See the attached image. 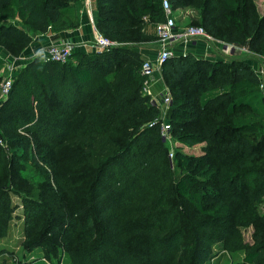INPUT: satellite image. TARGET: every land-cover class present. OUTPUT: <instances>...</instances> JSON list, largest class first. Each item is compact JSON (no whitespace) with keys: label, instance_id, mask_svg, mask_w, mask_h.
<instances>
[{"label":"trees","instance_id":"16d2710c","mask_svg":"<svg viewBox=\"0 0 264 264\" xmlns=\"http://www.w3.org/2000/svg\"><path fill=\"white\" fill-rule=\"evenodd\" d=\"M92 1L97 31L118 44L101 51L76 50L66 63L34 57L14 75L8 95L0 96V139L5 142L0 144V211L17 196L28 215L20 244L44 255L59 248L70 264H161L154 256L161 252L164 235L178 241L194 225L195 245L177 250L186 252L179 259L199 264L200 232L225 229L221 220L229 205L222 195L241 194L247 200L242 214L235 213L238 218L252 214L255 202H264L260 78L250 63L237 58L210 60L188 52L164 62L161 74L172 94L164 120L175 142L174 156L183 162L175 179L159 125L153 124L158 107L142 91L143 58L137 50L157 40L162 0ZM168 1L173 9H198L194 23L224 46H247L264 58V13L259 14L254 0ZM83 4L0 0V47L19 56L33 35L77 28ZM1 65L5 61L0 58ZM205 80L211 86L193 99ZM67 113L72 118L62 125L52 118ZM40 134L52 150L39 148ZM59 134L62 140L53 141ZM63 142L71 154L64 149L51 153ZM197 146L200 152L189 154ZM128 156L132 165L107 180V169ZM26 160L48 180L21 178ZM185 202L206 218L201 227L188 224ZM54 229L61 237L57 245L51 241ZM254 241L244 259L249 264L264 249V232L254 234Z\"/></svg>","mask_w":264,"mask_h":264},{"label":"rangeland","instance_id":"374dc122","mask_svg":"<svg viewBox=\"0 0 264 264\" xmlns=\"http://www.w3.org/2000/svg\"><path fill=\"white\" fill-rule=\"evenodd\" d=\"M259 14L264 13V0H254ZM198 9L194 7L190 8H181V9H173L171 8V15L175 17L176 23L178 26H186V25H200L198 23H194L196 16H198ZM9 23V21H8ZM156 41H151L150 43H147V47L149 49H155ZM244 51H236L234 53L235 58L247 61H257L258 63L262 64L264 63L263 56L258 53L250 50L247 46H244ZM179 52L178 49H175V52ZM238 52V53H237ZM177 55V53L175 54ZM0 76L3 80V78L6 76L3 66H0ZM264 77V76H263ZM153 84L150 88L151 95L149 96V102L151 104H154L158 107L159 115L163 113V110L165 109V105L163 103L164 98L166 97L165 94H167L170 99L172 100V94L169 86L165 82L161 71H158L154 77H153ZM0 80V82L2 81ZM156 84V87L153 89V86ZM211 86V84L207 83L206 80L201 85H197L196 88L199 89L200 92L198 93V96H194L193 99H196L200 96V93H203V90L208 89ZM187 88L189 89V93H193L195 89L194 82H191L188 84ZM207 91V90H206ZM1 96V95H0ZM1 98H3L1 96ZM169 111V108L166 112ZM54 121H58L60 125L67 123L72 117L69 113L63 115V116H53L52 117ZM60 127L58 130H56V133H60L62 131ZM13 137L18 136V134L11 135ZM45 137L42 136V134L38 135L36 137L37 143L39 145L40 149H53L52 146L45 142ZM55 142H60L62 140V136L59 134L58 137L52 139ZM163 141V139H162ZM165 142V141H164ZM166 147L168 149V154L170 150H173L175 154V142L172 140L171 143L165 142ZM2 144L4 145L5 142L2 141ZM178 147V145H176ZM196 150L190 151L191 153H198L200 152L201 148L199 149V146H197ZM179 148H181L179 146ZM64 149L63 152H67L68 150H71L67 147L66 143H61L56 146V149L53 150L51 153H60ZM72 151V150H71ZM71 151H68L67 153L71 154ZM187 152L186 150H182V152ZM73 154V152H72ZM169 157V156H168ZM26 158V157H25ZM170 159V158H169ZM25 159H23L24 161ZM27 161V162H26ZM25 163L27 165L24 166V169L22 170V177H26V181L29 183H34L35 181L41 182V181H47L48 178H44L40 175H38L35 171V168L28 163V160H26ZM130 156H128L127 159H125L124 162L116 164L115 167H110L107 169V180L112 179L116 177L119 174L120 171H123L124 168L122 167H129L132 165ZM170 166H171V173L172 176L176 179L180 175L182 169H183V162L176 159L175 156L169 160ZM27 166V167H26ZM62 166H60L61 168ZM68 168L71 172H74L76 168H72L70 165L63 166V168ZM122 169V170H121ZM51 185H55L53 181H50ZM54 187V186H53ZM244 188V187H243ZM246 190V189H245ZM244 193V192H243ZM252 197V196H251ZM222 198H225L227 204L229 205V212H226L225 215L226 218L222 219V223H224L223 227L225 229H220L217 234L211 232L210 234L206 235L200 232V236L203 237V242H199L200 246L196 248L197 252V259H199V264H249L247 263L245 259L246 251H250L254 249L255 247V241H254V234L257 232H264V202L257 203L255 202V207H253V213H244V218H238L236 217L235 213L238 215H241L243 211V204H247V200H243V195L240 194V196H231L228 198L226 195H222ZM264 198V197H263ZM11 201H9V204H6L5 208H2L0 211V264H70V259L65 256L63 251L59 248H56L54 255H44L40 250H34L33 252H28L24 249L23 245L20 244L23 242V233H24V222L28 215H25L24 209L19 204V199L17 196H11ZM3 202V201H2ZM252 202V201H250ZM3 206V203L1 204ZM7 205L9 208H7ZM12 207V208H11ZM184 208L187 210V220L189 221L188 224L191 226L194 223H199V226L201 227V223L206 219L204 216H201L200 214H196V210L194 207L185 202ZM237 210L238 212H235ZM223 212V211H222ZM243 216V215H242ZM31 218V217H30ZM28 217V220L30 219ZM140 219V217H139ZM228 219V220H227ZM228 221V222H227ZM222 230H225L224 233H222ZM54 235L51 237L52 240L57 244L61 243V237L57 235L58 229H54ZM150 231V230H147ZM158 231V230H157ZM173 231V230H172ZM171 231V233H172ZM196 231L194 225L192 229L190 230L191 234H186L181 237L180 240H174L173 237H167V233L164 235L165 239H161L159 246L161 247V252L158 256H154L156 259L159 260V263H170V264H177V263H185L190 264L189 257L188 260L185 258L179 259L183 253L185 254V250H177L179 247H184L185 245L193 247L195 245V241H193L194 232ZM148 235V234H147ZM146 235V237H147ZM143 236V235H142ZM178 251V252H177ZM175 253H178L177 257L173 255ZM176 257V259H175ZM59 258V259H58ZM179 260V262H177ZM177 262V263H176ZM140 264H147L146 262H142ZM195 264V263H191ZM251 264H264V249L261 250V253L259 257L252 262Z\"/></svg>","mask_w":264,"mask_h":264},{"label":"built area","instance_id":"2783aa9c","mask_svg":"<svg viewBox=\"0 0 264 264\" xmlns=\"http://www.w3.org/2000/svg\"><path fill=\"white\" fill-rule=\"evenodd\" d=\"M86 3L88 4L89 0H86ZM162 9L164 12V19L155 25V34L157 38L156 56L153 59H143L140 67V74L144 77L142 83V91L147 96H152L150 88L154 79V75L158 71H161V67L166 60L175 56L174 52L176 47H183L184 51L181 55H185V48L189 46L192 40L197 38L214 40L202 26L186 25L183 27H178L175 17L171 15V5L168 0H162ZM117 44L118 43L116 41L110 40L109 38L100 34L97 30H95L93 41L90 44V48L92 49L90 50H106L113 46H116ZM226 48L233 51H244V47L239 46L236 47L233 45H227ZM76 49V43L67 41L47 47L42 52L41 57L46 61L66 63L70 59L72 53L76 51ZM17 67L18 66H16L12 60H5V70L7 73L3 80L0 82V95L3 98H5L10 91L14 78V72L16 71ZM255 72L259 77L261 75L264 76V66H262L258 71ZM260 89L264 93V82H260ZM165 96L166 97L163 100L165 109L163 110V113L161 115L154 119L153 124L159 125L161 138L165 142L171 143L173 137L170 133V125L166 120H164L166 111L171 105V99L167 94H165ZM0 144H2L1 139ZM174 155L175 154L173 150H170L168 154L169 158L172 159Z\"/></svg>","mask_w":264,"mask_h":264},{"label":"crops","instance_id":"0c3cea01","mask_svg":"<svg viewBox=\"0 0 264 264\" xmlns=\"http://www.w3.org/2000/svg\"><path fill=\"white\" fill-rule=\"evenodd\" d=\"M96 7L92 0H89V3H86L84 0V4L80 10V18H79V26L74 29H67L61 31L59 33H52L48 35H33L31 42L24 50L21 52L19 56H13L8 53L5 49L0 47V58L5 60H12L17 67L14 75L20 70L21 67L25 66L30 60L34 57L41 56L42 52L49 46L54 44H60L63 42H73L77 45V51H90V44L93 41L94 31L97 30L95 26L96 19ZM178 25V24H177ZM183 27V26H178ZM217 41V40H216ZM215 40H206L203 38H197L190 42L189 46L185 48L186 53L190 52L193 55L204 58V59H228L235 58L233 50L227 49L220 42H216ZM147 43L141 44L137 50L139 51L141 57L143 59H153L156 56L157 52V43L155 45V49H149ZM176 49L179 52H176L177 55H181L184 51L183 47L178 46ZM175 53V54H176ZM238 53V52H237ZM252 67L254 71H258L264 63H258L257 61H251ZM5 74L7 73L5 70V66L3 65ZM260 82H264V77L261 75ZM154 82L152 81V84ZM152 86V85H151ZM156 87V84L153 86V89Z\"/></svg>","mask_w":264,"mask_h":264},{"label":"water","instance_id":"95a60500","mask_svg":"<svg viewBox=\"0 0 264 264\" xmlns=\"http://www.w3.org/2000/svg\"><path fill=\"white\" fill-rule=\"evenodd\" d=\"M164 141V140H163Z\"/></svg>","mask_w":264,"mask_h":264}]
</instances>
